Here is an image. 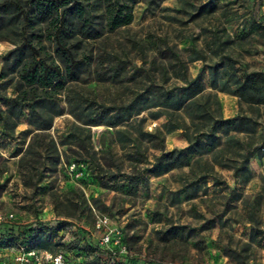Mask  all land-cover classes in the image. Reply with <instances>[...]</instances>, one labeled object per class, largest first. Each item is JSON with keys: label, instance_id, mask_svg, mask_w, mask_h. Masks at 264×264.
Segmentation results:
<instances>
[{"label": "rangeland", "instance_id": "374dc122", "mask_svg": "<svg viewBox=\"0 0 264 264\" xmlns=\"http://www.w3.org/2000/svg\"><path fill=\"white\" fill-rule=\"evenodd\" d=\"M89 1L95 30L80 47L88 63L78 80L57 90L61 112L48 128L30 123L27 105L10 129L0 123V211L15 213L14 225L66 221L91 228L107 215L123 228L126 259L137 264H264V104L246 102L232 80L264 71V0H121L134 18L115 29L106 0ZM47 26L30 39L39 57L50 59L56 53ZM9 37L0 35L3 109L22 84L9 54L21 38ZM214 63L218 83L227 80L229 89L213 87ZM194 78L206 96L213 94L205 100L215 115L235 118L230 134L257 149L236 175L244 149L229 142L220 123L217 146L203 135L201 147L191 143L187 133L194 139L212 123L193 119L186 103L176 108L180 94L167 96ZM73 132L83 144L68 137ZM175 148L181 165L152 170L163 150ZM83 159L85 181L70 169ZM84 237L73 229L54 240L74 253L85 249ZM5 254L0 246V259ZM110 263L102 251L88 258Z\"/></svg>", "mask_w": 264, "mask_h": 264}, {"label": "trees", "instance_id": "16d2710c", "mask_svg": "<svg viewBox=\"0 0 264 264\" xmlns=\"http://www.w3.org/2000/svg\"><path fill=\"white\" fill-rule=\"evenodd\" d=\"M127 2L121 0H106V15L112 29L128 25L132 22L134 14L128 9ZM93 5L89 0H0V35L9 37L14 34L21 38L20 43L9 54H14L16 62L13 63V69H18V76L21 86L17 94L11 99L7 109L0 105V123L10 129L9 125L17 110H21L25 105L29 108L30 123L38 128H48L52 123L54 115L59 114L61 109L57 98V90L66 88L69 81H75L80 78L82 70L88 63V55L80 52L82 37L90 36L95 30V15ZM47 23L49 29L48 37L54 45L56 57L45 59L40 56V48L31 41L30 36H41L44 24ZM6 32V33H5ZM13 41L17 38L9 37ZM198 58H202L199 54ZM218 65L214 63L210 66L212 83L214 88L229 89V83L224 80L221 85L218 83ZM233 82L236 84V91L243 99L250 104H264V71L252 70L245 71L243 78L232 75ZM224 78V76H223ZM222 78V79H223ZM204 86L196 78L187 79L186 85L178 88V91H166L168 97L174 94H180L181 99L176 108H181L185 103L188 112L193 119H201L205 122H211L212 126L196 137L186 134L191 143L199 144L198 137L203 135L209 145L217 146L213 131L217 123L223 125L224 133L228 136L229 142L237 144V147L244 149L239 152L241 156L240 165L235 164V175L240 170L246 168L251 156L257 149L253 148L251 143H246L237 139L235 135L230 134L229 127L234 124L235 118H224L222 115H215L211 104L205 100L211 98L212 93L206 96ZM218 105L219 101L216 99ZM19 114V113H18ZM90 120H85L89 123ZM198 130H201L198 127ZM68 137H77L83 144V138L80 133L73 132ZM69 140V138L67 139ZM64 142H68L65 141ZM201 147L202 145L199 144ZM180 150H163L156 157L152 170L168 172L182 164L179 159ZM77 172H82V179L88 180L90 177L88 170V161L73 162ZM72 165V163H70ZM67 222L60 221L56 225H50L43 221L22 225L20 233L23 238H31L32 245L40 249L55 251L61 243L54 239L62 230ZM0 233H11L7 227H0ZM84 235V231H80ZM86 240L85 249L77 250L78 254H87L90 256L96 251L109 253L106 249ZM127 244L125 236L123 239ZM85 251V252H83ZM88 264V261L86 262ZM113 264V263H110ZM116 264H137L136 261L129 259H120ZM147 264H158L150 262Z\"/></svg>", "mask_w": 264, "mask_h": 264}, {"label": "built area", "instance_id": "2783aa9c", "mask_svg": "<svg viewBox=\"0 0 264 264\" xmlns=\"http://www.w3.org/2000/svg\"><path fill=\"white\" fill-rule=\"evenodd\" d=\"M70 169L78 175L75 165H71ZM16 215L13 212L3 213L0 211V227H7L11 233H0V246L6 247V254L0 259V264H86L88 261L87 254H74L63 247L57 248L55 251L40 249L34 247L31 238H23L20 233L22 225H14ZM67 224V223H66ZM64 226L61 232L68 233L70 231H84V235L89 238L92 243L99 245L109 252V260L116 264L120 259H126L129 255V249L124 243V230L119 225L112 224L109 216H98L93 227L80 225L79 223H71ZM59 231V232H60ZM192 264V263H182ZM208 264H222L220 261H212Z\"/></svg>", "mask_w": 264, "mask_h": 264}, {"label": "water", "instance_id": "95a60500", "mask_svg": "<svg viewBox=\"0 0 264 264\" xmlns=\"http://www.w3.org/2000/svg\"><path fill=\"white\" fill-rule=\"evenodd\" d=\"M0 70H1V64H0Z\"/></svg>", "mask_w": 264, "mask_h": 264}]
</instances>
